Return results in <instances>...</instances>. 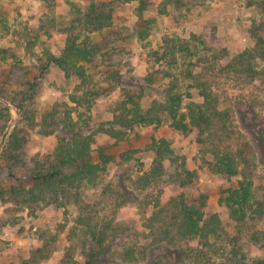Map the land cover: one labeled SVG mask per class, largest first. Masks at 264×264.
I'll return each mask as SVG.
<instances>
[{
	"label": "rangeland",
	"instance_id": "374dc122",
	"mask_svg": "<svg viewBox=\"0 0 264 264\" xmlns=\"http://www.w3.org/2000/svg\"><path fill=\"white\" fill-rule=\"evenodd\" d=\"M102 10L112 14V25L79 39L99 49L90 61H83L88 87L81 89L76 75L48 61L47 51L62 53L75 16ZM263 20V11L254 0H0V264H85L86 254L75 255L71 262L64 259L72 232L84 237L80 215L91 210L109 223L108 240H113L111 249L103 250L93 264H135L120 256L123 244L142 240L149 233L157 199L168 204L183 193L206 217L218 214L221 237L211 236L216 244L211 247L195 239L179 240V246L171 248V260L163 246L150 254L156 253L157 258L163 254V264H217L218 256L197 260L195 251L220 252L221 240L227 244L238 235L220 199L242 176L219 172L212 143H203L200 129L192 125L184 133L172 126L168 113L162 114L159 124L141 121L125 127L113 120L121 102L127 104L125 112L137 105L145 111L155 100L166 101L172 90L183 94L180 112H187L190 102L204 101L189 71L199 73V57L214 60L226 50L228 55L216 59L205 74L220 95V108L233 111L232 132L221 147L237 149L248 143L253 147L258 156L254 187L264 201V73L251 79L223 70L231 58L255 44L264 32L256 30ZM193 35L199 36L194 39L197 56L178 53L177 63L171 56L164 57L165 38L177 41ZM253 63L264 70V58L257 57ZM53 112L60 126L56 131L45 121ZM70 121L93 137L94 160H99L101 149L111 156L104 173L80 188L79 202L73 200L74 195L64 194L56 201H39L26 208L9 200L12 186L32 185V169L54 153L66 132L64 124ZM15 136L23 143L10 157L9 142ZM162 137L174 149L166 161L168 171L158 189L143 191L137 179L152 166L153 141ZM184 167L192 172L187 184L171 174ZM260 220L264 229V213ZM241 241L251 255L257 253L246 235H241Z\"/></svg>",
	"mask_w": 264,
	"mask_h": 264
},
{
	"label": "trees",
	"instance_id": "16d2710c",
	"mask_svg": "<svg viewBox=\"0 0 264 264\" xmlns=\"http://www.w3.org/2000/svg\"><path fill=\"white\" fill-rule=\"evenodd\" d=\"M254 2L259 5L264 14V0H254ZM112 22V14L103 10L88 11L75 16L73 24L69 27L65 48L59 55L47 51L48 61L58 65L66 74L76 75L79 79V88H87L88 72L83 61H90L99 49L95 44L88 43L87 39L81 41L79 39H81L82 34L102 30L112 25ZM262 29L264 30V20L256 26L257 31ZM263 33L258 34L252 47L231 58L223 70L231 74L236 73L237 76L245 74L251 79L264 73V70L256 69L253 63L257 57L264 58ZM195 38H199V36L193 35L187 39L180 38L181 41L179 38L177 41L174 38H165L163 44L164 57L171 56L173 63H177L178 53L184 57L187 55L197 56L198 49L197 44L194 43ZM225 51L221 50L218 56H214V60L209 57L206 58V56L199 57L198 64L201 67L199 73L195 74L192 70L189 71V76L197 79V85L204 101L190 102L187 106V112L182 113L180 108L184 98L183 94L173 92V90L167 96L166 101L155 100L145 111L140 105H137L130 108L129 112H125L123 108L127 104L121 102L119 105L120 112L115 114L113 124L120 123L125 127H132L134 122L141 121L146 124H159L163 120L162 114L168 113L172 118V126L184 133H188L192 125L197 126L203 134L201 137L203 143H212L210 149L214 155L217 170L229 175L239 174L242 176L239 184L229 188L220 199L228 207L230 217L238 229V235L235 238L230 237L227 244L224 242L225 239L221 240L223 246L219 247L221 248L220 252L216 250L210 253L203 250L195 251L199 254L197 260L200 257L203 259L206 255L211 257L215 255L219 258L215 259L217 264H264V229L260 227V219L264 213V201L259 197L254 187V173L258 156L249 143L237 149L221 147V143L232 132L233 111L230 108H220V95L213 90L211 82L205 75L210 67H214L216 59L219 61L221 57L228 55ZM130 112L134 113L133 117H130ZM45 121L47 126H52L53 131L60 128L57 124L58 121L55 120V112L51 113L49 121L47 118ZM78 128L77 123L73 121L64 124L63 129L66 132L59 137V144L54 153L45 160L38 161L32 169V185L30 187L12 186L7 197L9 200L25 208L39 201H56L59 194H64L69 198L74 195V201L82 200L80 188L86 182L94 183L98 180L111 161V156L105 154L104 149H101L99 150V160H94V139L90 134L79 131ZM113 129L110 130L111 133L115 132ZM120 134L121 132L116 136ZM216 141L220 144H216ZM214 142L215 145H213ZM22 143L18 136L10 140V157L15 156L14 150L21 147ZM152 149L154 151L153 164L148 171L137 179V186L143 191L159 188L168 171L165 166L166 161L171 159L174 153L170 140L165 137L154 139ZM183 172H186L187 176L185 173L182 174ZM191 173L188 168L184 167V170L177 169L171 174L178 178L182 184H187L192 179ZM153 199V196H150L149 202ZM155 203L157 210L150 218L149 233L144 234L145 237L142 240L135 238L131 242L123 244V248L120 250V256L123 260L135 264H163L162 261L166 257H169V260L173 259L174 256L170 253L171 248L172 251L175 250L173 246H179L177 241L182 239H195L209 247L216 246L210 237H221L219 230L221 219L218 214L215 213L211 217H206L204 210L197 204L190 203L184 193L174 197L168 204H163L160 198ZM90 206L96 211L94 205ZM106 222H102L97 215L93 214L92 210L83 212L78 223L83 226L84 237L83 235L80 236L78 231L72 232L71 244L66 249L64 260L71 262L75 255L86 254L88 259L85 264H93L103 250L111 249L113 240H108L109 223ZM242 234L246 235L252 246L258 249L256 254L251 255L249 249H246L248 245L245 241H241ZM76 236H78V240H76ZM170 245L172 246L170 247ZM161 246L164 247L163 252L166 257L159 253L158 255H161L159 258L156 257V253L155 256L150 254L152 250L157 251V248ZM182 259L179 258V262Z\"/></svg>",
	"mask_w": 264,
	"mask_h": 264
}]
</instances>
